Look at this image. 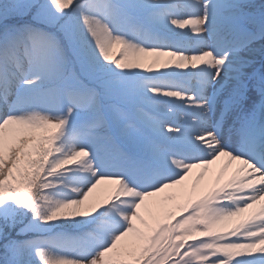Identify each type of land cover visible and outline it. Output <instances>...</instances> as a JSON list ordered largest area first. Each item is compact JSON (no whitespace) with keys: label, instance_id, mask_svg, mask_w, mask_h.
Returning <instances> with one entry per match:
<instances>
[{"label":"snow or ice","instance_id":"snow-or-ice-1","mask_svg":"<svg viewBox=\"0 0 264 264\" xmlns=\"http://www.w3.org/2000/svg\"><path fill=\"white\" fill-rule=\"evenodd\" d=\"M0 264H264V0H0Z\"/></svg>","mask_w":264,"mask_h":264},{"label":"rangeland","instance_id":"rangeland-1","mask_svg":"<svg viewBox=\"0 0 264 264\" xmlns=\"http://www.w3.org/2000/svg\"><path fill=\"white\" fill-rule=\"evenodd\" d=\"M198 173H199V172H195V171H194L193 176L190 178V180H189V182H188V187H189V189H191V187H192L193 185H195V183H196V176L198 175Z\"/></svg>","mask_w":264,"mask_h":264},{"label":"bare ground","instance_id":"bare-ground-1","mask_svg":"<svg viewBox=\"0 0 264 264\" xmlns=\"http://www.w3.org/2000/svg\"><path fill=\"white\" fill-rule=\"evenodd\" d=\"M222 164H223V162H221V164H218L217 166H213L214 167V171L215 172H219V170H220V168L222 167ZM200 170H195V172H199ZM233 171H234V169H233ZM206 180L208 179V177H206L205 178ZM170 192H173V191H175V190H169Z\"/></svg>","mask_w":264,"mask_h":264}]
</instances>
